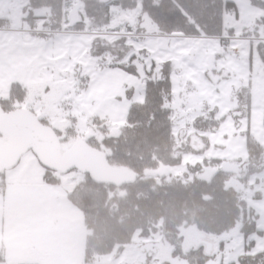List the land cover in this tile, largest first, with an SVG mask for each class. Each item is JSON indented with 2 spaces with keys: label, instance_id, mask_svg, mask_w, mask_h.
<instances>
[{
  "label": "rangeland",
  "instance_id": "374dc122",
  "mask_svg": "<svg viewBox=\"0 0 264 264\" xmlns=\"http://www.w3.org/2000/svg\"><path fill=\"white\" fill-rule=\"evenodd\" d=\"M235 1L237 10L226 15V25L236 28V36L264 38L261 31L264 30V8L252 4L250 0ZM111 14L112 28L121 22L120 19L126 22V17L131 18L130 14H124L116 7H113ZM43 19L39 26L42 29L45 26ZM70 20L68 19L69 22ZM13 22L17 24V29L29 28L31 25V20L25 19L23 26L18 27V14H14ZM129 22L131 25L138 23L133 18ZM148 22L150 23L149 20ZM144 26L146 33H141L139 37L132 35L136 33H125L134 50L143 47L134 43L138 38L146 34H160L158 28L155 32V29H149L151 25L144 23ZM18 33L15 39L10 38L0 48V98L10 96L14 83L22 84L27 96L23 102L16 104L18 108L33 111L38 118L47 119L51 127L60 131L73 127L78 139L91 134L102 139L103 128L117 133L127 125L132 106L144 102L148 78L154 74L161 76L164 69H167L166 65L170 66L173 69L170 74L172 92L166 105L173 110L174 134L180 147L189 146L197 149V152H185L182 165L167 170V179L187 170L188 165L220 159L222 162L213 166L214 168L197 174L209 180L216 171L225 169L226 164L234 163L239 172L232 173L238 178L243 176L240 172L248 173L240 198L257 215L254 230L249 235L241 231L239 223L229 235L220 236L215 244V252L211 253L212 257L207 264H230L238 262L242 256L262 252L264 231L258 232L257 229L264 226V159L260 167L250 163L248 150V134L256 144L264 147V66L257 45L251 46L247 41H234L230 44L234 51H230V55L221 56L220 53L224 50L221 49L220 41L214 37L208 38L209 43L204 49L201 65L196 69L179 72L174 71L171 62L163 63L166 56L157 55L150 62L154 49H148L131 59L127 55L121 61L133 66L131 69L134 71H128L113 65L111 56L103 60L91 57V42L98 35L96 32L91 36L69 32L53 33L60 34L63 43L55 48L54 54L43 58L35 55L34 47L31 46L48 38L49 33ZM118 36L111 33L107 35L111 40ZM236 53L242 58L236 59ZM210 118L222 119L215 131H196V122L203 125ZM204 136L208 139L206 142L203 140ZM32 160H35L40 171H47L35 154L29 151L18 163L5 168L8 172L7 176L5 173V180L29 175L22 173L25 171L22 169L29 167ZM78 173L80 172L77 170L70 173L51 172L55 176H62L65 182ZM125 178H133V174L126 172ZM166 246L169 244L164 235L150 238L136 236L134 242L120 254L101 256V259L94 262L162 264L164 256H167L163 254Z\"/></svg>",
  "mask_w": 264,
  "mask_h": 264
},
{
  "label": "trees",
  "instance_id": "16d2710c",
  "mask_svg": "<svg viewBox=\"0 0 264 264\" xmlns=\"http://www.w3.org/2000/svg\"><path fill=\"white\" fill-rule=\"evenodd\" d=\"M250 1L264 8V0ZM66 2L81 6L80 20L68 26L64 25L68 24ZM31 5L36 11L46 12L44 29L59 31L64 26L76 32L123 33L112 40L106 35L94 36L91 57L103 60L111 56L113 65L128 71L133 66L121 61L133 46L124 34L146 33L142 25L144 17L157 26L160 34L183 29L195 36L199 29L202 30L201 35L206 33L209 38L221 35L224 15L237 10L236 1L233 3L232 0H228L227 10L225 0H31ZM113 7L130 14L129 19H136L138 23L123 27L119 22L112 28ZM25 19L31 20L33 25L35 16L30 14ZM258 45L257 51L264 66V42ZM166 67L161 76L154 74L148 78L145 100L132 106L127 125L117 133L103 128L102 139L92 134L86 138L92 146L105 152L112 165L133 174V178L118 179L109 184L97 182L86 174L87 182L77 183L69 193V200L83 213L87 232L84 246L86 261L96 253L100 256L120 254L134 242L136 236L150 238L164 235L175 258L188 264H207L212 255L203 245L187 248L185 240L188 230L193 229L205 237L218 240L222 235H229L239 223L246 235L254 230L257 215L240 198V191L245 189L244 183L249 177L247 172H240L243 176L238 178L231 171L221 169L207 180L197 174L214 168L222 161L205 160L188 165L187 170L167 179V170L182 165L183 154L197 152V149L178 145L174 134L173 110L166 105L171 99L170 74L173 69ZM26 96L22 84L14 83L10 96L0 98V110L9 112L18 108L16 104L23 102ZM40 120L50 125L47 119ZM221 120L210 118L203 125L196 122V131H215ZM55 130L63 146L78 139L71 126L62 131ZM248 136L249 161L260 167L264 147L256 144L250 134ZM203 140L206 142L208 139L204 136ZM51 172L47 169L49 181L59 182L60 177ZM5 173V169L0 167V181L5 179ZM232 178L239 182L234 180L228 186ZM5 255V250L1 248L0 264H7ZM262 257L264 251L255 256H242L232 264H260Z\"/></svg>",
  "mask_w": 264,
  "mask_h": 264
},
{
  "label": "crops",
  "instance_id": "0c3cea01",
  "mask_svg": "<svg viewBox=\"0 0 264 264\" xmlns=\"http://www.w3.org/2000/svg\"><path fill=\"white\" fill-rule=\"evenodd\" d=\"M80 12L79 4L70 5L66 15L68 24L64 23V25L78 22L81 18ZM42 18L44 16L40 20ZM68 19H71L70 22ZM125 21H121V26L131 24L129 17H126ZM144 23L151 25L149 29L153 28L157 32L156 25L149 23L145 17L142 25ZM40 24L32 26L42 28L39 27ZM20 25L21 21L18 27ZM63 30L59 33L69 32L88 36L95 34L70 31L64 26ZM150 33L154 32L150 31ZM132 35L141 36L137 33ZM22 170H25L22 173L29 175L11 180L4 179L2 183L0 182V249L5 250L7 264H86L84 246L87 232L84 227L83 213L68 198L77 184L78 175L68 178L66 182L62 176L59 182H51L49 173L45 170L40 171L35 160H32L29 167ZM38 171L39 175H37ZM7 174L8 172L6 176ZM190 235L197 236V233L194 231ZM210 240L212 248L209 252L214 253L218 240L212 238ZM189 241H191L190 236L186 235V246L192 248L193 245ZM163 254L167 256H164L162 264H188L186 261L175 258L170 246L163 248ZM99 258H94L92 263Z\"/></svg>",
  "mask_w": 264,
  "mask_h": 264
},
{
  "label": "water",
  "instance_id": "95a60500",
  "mask_svg": "<svg viewBox=\"0 0 264 264\" xmlns=\"http://www.w3.org/2000/svg\"><path fill=\"white\" fill-rule=\"evenodd\" d=\"M29 151H32L40 163L51 171L70 173L77 170L104 184L120 179L124 172L112 165L105 152L92 146L86 138L74 140L63 146L55 128L41 122L31 110L22 108L9 112L0 110V165L3 167L15 165ZM225 170L239 172L238 166L232 163L226 164ZM234 180L239 182L238 179L232 178L228 186ZM203 245L207 247V252L212 246L206 242Z\"/></svg>",
  "mask_w": 264,
  "mask_h": 264
},
{
  "label": "snow or ice",
  "instance_id": "6c2138e0",
  "mask_svg": "<svg viewBox=\"0 0 264 264\" xmlns=\"http://www.w3.org/2000/svg\"><path fill=\"white\" fill-rule=\"evenodd\" d=\"M235 3V0H232ZM70 5L66 2L65 11H67ZM159 7V5H154ZM228 8V0H225V10ZM14 14H18L21 25L28 15H35L41 17L46 15V12L36 11L31 5V0H0V48H3L5 43L10 38L15 39L19 35L15 30L17 24L13 22ZM86 15V12H85ZM183 15V12L181 13ZM30 29V26H29ZM202 30L197 29V35L186 33L183 29H173L170 33H161L159 35L146 34L136 41L135 44H140L143 47L138 50H134L130 46L128 57L131 59L133 56H138L141 52L148 49H154L153 55L149 58L150 62L156 59L157 55L166 56L167 59L163 63L167 64L171 62L174 66V71L179 72L181 70L196 69L203 61L204 49L208 46L209 40L207 34H200ZM264 34V30H261ZM236 28L225 26L221 36L224 40L229 41V45H225V49L220 53L221 56L225 54H231L230 44L235 36ZM179 37V39H177ZM30 39V36H29ZM63 43V37L60 34L49 33L48 38L37 42L34 47V54L40 58L46 55L54 54L56 47ZM26 47H30L26 45ZM259 47V45H257ZM257 231H264V226ZM264 251V249H261ZM255 256L256 253H253ZM260 264H264V257L261 258Z\"/></svg>",
  "mask_w": 264,
  "mask_h": 264
},
{
  "label": "built area",
  "instance_id": "2783aa9c",
  "mask_svg": "<svg viewBox=\"0 0 264 264\" xmlns=\"http://www.w3.org/2000/svg\"><path fill=\"white\" fill-rule=\"evenodd\" d=\"M225 17H226V14L224 15V21H225ZM39 22H40L39 19H36L34 21V24L38 25ZM224 27H225V25H224ZM224 27H223V30H224ZM15 31L16 32L31 33V34L32 33H40V32H42L38 28H30V29L29 28H20V29H16ZM215 38L220 41L222 50L225 49V45H229V41L228 40H224L221 35H219V36H217ZM234 41H247V42L251 43V46H256L258 43L264 42V38L263 37H259V36H249V37L234 36L233 39H232V42H234ZM230 51H234L233 48L230 47ZM235 57H236V59H241L242 58L239 53H236ZM77 182L78 183H86L87 182L86 175L80 173V175L77 178ZM93 256L95 258L99 257L98 254H94ZM86 264H92V260L87 261Z\"/></svg>",
  "mask_w": 264,
  "mask_h": 264
},
{
  "label": "flooded vegetation",
  "instance_id": "af4514ba",
  "mask_svg": "<svg viewBox=\"0 0 264 264\" xmlns=\"http://www.w3.org/2000/svg\"><path fill=\"white\" fill-rule=\"evenodd\" d=\"M0 166H2V165H0ZM125 173L126 172H123L122 174H121V176H120V179H123V178H125ZM195 230H193V229H190V230H188L187 231V236H190V240L191 241H189L193 246L192 247H199V246H202L203 245V243L204 242H206V243H211V240H210V238H208V237H204V236H201L200 235V233L199 232H196L197 233V236H195V235H190L192 232H194ZM185 244H186V240H185ZM212 244V243H211ZM204 246V248H205V245H203ZM210 248H212V246L210 247Z\"/></svg>",
  "mask_w": 264,
  "mask_h": 264
}]
</instances>
